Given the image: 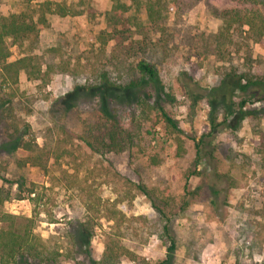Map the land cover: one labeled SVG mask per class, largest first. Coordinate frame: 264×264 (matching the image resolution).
<instances>
[{
    "label": "rangeland",
    "instance_id": "obj_1",
    "mask_svg": "<svg viewBox=\"0 0 264 264\" xmlns=\"http://www.w3.org/2000/svg\"><path fill=\"white\" fill-rule=\"evenodd\" d=\"M66 1L81 13L50 15L35 50L52 64L51 76L41 82L29 80L24 71L20 75L25 107L16 111L19 127L27 122L30 138L42 150L0 152V173L34 183L36 194L34 200L12 199L5 209L35 215L42 235L56 236L65 251L59 264H76L75 256L101 257L106 232L115 226L107 207L125 214L126 244L148 261L264 264V101L248 102L243 114L237 104L247 95L240 89H231L227 100L225 95L210 99L225 77L230 84L233 76L264 72V44L237 22L224 29L225 18L235 11L264 17V0H165L157 25L149 23L144 8L131 6L127 16L133 32L123 48L115 40L103 46L100 39L112 0ZM21 6V0H0V13L18 12ZM12 50V60L23 54L16 45ZM142 58L157 66L171 95L163 104L183 132L167 127L157 111L146 110L136 117L140 130L134 152L87 151L79 137L97 113L96 101L83 86L109 60L122 81L136 79L135 64ZM214 117L218 130L204 141L205 152L212 155L198 162L194 138L210 131ZM6 127L0 117V144L12 132ZM32 155L41 156V165L27 162ZM2 185L17 188L0 178ZM155 206L170 218L176 239L172 252L158 233ZM89 218L92 237L81 227ZM120 264L135 262L126 257Z\"/></svg>",
    "mask_w": 264,
    "mask_h": 264
},
{
    "label": "trees",
    "instance_id": "obj_2",
    "mask_svg": "<svg viewBox=\"0 0 264 264\" xmlns=\"http://www.w3.org/2000/svg\"><path fill=\"white\" fill-rule=\"evenodd\" d=\"M84 1L81 0L83 3ZM112 2V8L106 16L107 28L100 32V39L103 46L115 40L117 48L126 47L124 39L129 38L133 32L128 25L129 17L127 16L131 6H134L136 10L144 8L147 20L153 25L161 21L166 9L165 0H112ZM21 4L18 12L8 15L0 13V117L7 124L6 129H12L8 139L0 144V152L8 154L18 149L31 153L42 150L37 141L30 138V125L27 122H21L23 129L19 127L20 120L16 116V111L24 110L22 105L25 107L24 91L20 89V75L24 71L29 80L47 82L51 76L52 64H45L42 56L35 53L40 43L41 31L50 26L49 16L52 14L67 16L81 13V10H75L66 0H21ZM224 21V29H229L234 22H237L241 27L248 28L254 41L264 44L263 16L253 12L235 11L229 19L225 18ZM14 45L22 49L23 54L12 60ZM50 49L57 50L56 47ZM118 62L120 65L122 60L118 59ZM45 65L46 69H44ZM110 65H113L111 60L102 65L100 73L83 86L92 100L96 101L97 113L87 123L79 137L87 151L100 154L134 152L135 147L139 145L137 136L140 130V126L137 127L135 124L136 117L146 110L157 111L167 127L174 132H183L178 121L163 104L164 96L171 97V95L166 94L158 68L152 61L145 58L139 59L135 64L139 77L127 82L122 81L123 76L120 71ZM232 80L233 82L229 84L225 77L218 87L212 88L211 101L222 100L223 95L226 97L222 98L227 100L228 94H232L231 89H240L247 95L237 104L243 114L246 113L244 107L248 102L255 104L264 101V72L258 74L245 72L233 76ZM146 87L150 90H146ZM232 104L233 102L230 105ZM30 111L31 108H26V112ZM225 119L228 117L226 116ZM210 125L209 132L202 134L199 139L194 138L198 162L205 155H212V152H205L204 141L207 137H214L218 130L219 124L216 117L211 119ZM40 161L39 155H32L27 160V162H37L41 165ZM215 174L221 177L218 169ZM0 178L6 184L17 185L16 190L4 185L0 186V264H59L65 256V251L56 236L51 235L45 238L38 229L39 221L35 215L15 214L5 209L6 202L12 199L34 200L32 194H36L35 184L11 180L1 173ZM140 189L146 195H152L144 186H140ZM155 208L158 212L156 223L158 222L161 226L158 233L164 241L170 242L168 251L172 252L176 248V239L169 222L170 218L162 208L159 206ZM106 210L107 217L115 222V226L106 232L101 257L85 260L75 256L76 264H120L126 257L133 260L135 264H170V257L151 262L139 256L126 244L129 239L127 236L129 228L125 226V214L117 208L107 207ZM143 217L146 216L143 215ZM81 227L88 237H92L95 228L91 218L82 222ZM143 228L146 230L145 227Z\"/></svg>",
    "mask_w": 264,
    "mask_h": 264
}]
</instances>
